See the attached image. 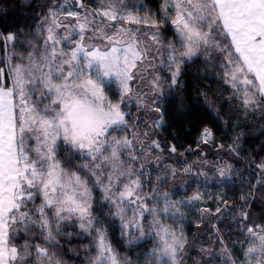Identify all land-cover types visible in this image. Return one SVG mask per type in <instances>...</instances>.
<instances>
[{
  "label": "snow or ice",
  "instance_id": "6c2138e0",
  "mask_svg": "<svg viewBox=\"0 0 264 264\" xmlns=\"http://www.w3.org/2000/svg\"><path fill=\"white\" fill-rule=\"evenodd\" d=\"M157 2L154 10L129 0H92L96 7L48 0L35 34L0 31V264H66L60 238L73 235L91 238L86 264H140L118 246L148 243L146 264H184L189 241L182 209L194 208L206 193L173 199L181 187L175 181L186 178L190 186L201 176L207 182L208 174L185 163L165 167L153 184L165 151L169 158L185 153L181 144L164 148L152 136L171 126L165 102L201 57L204 72L211 65L226 86L221 95L231 89L226 99L239 102L236 113L264 115V0ZM200 97L214 117L192 129L203 168L213 163L202 156L206 149L215 147L217 155L241 149L239 137L227 146L217 142L223 103L205 91L196 104ZM133 106L157 114L146 126L151 132L135 130ZM231 122V116L224 121ZM213 166L220 183L230 179L231 164ZM255 168L252 189L264 188V159ZM219 202L229 208L223 197ZM205 213L214 215L207 207ZM249 216L241 206L242 258L220 239L222 264H264V223L249 224ZM22 234L28 238L21 244Z\"/></svg>",
  "mask_w": 264,
  "mask_h": 264
},
{
  "label": "trees",
  "instance_id": "16d2710c",
  "mask_svg": "<svg viewBox=\"0 0 264 264\" xmlns=\"http://www.w3.org/2000/svg\"><path fill=\"white\" fill-rule=\"evenodd\" d=\"M142 3L146 6H151L156 9L158 5H152L156 3V0H142ZM152 3V4H151ZM48 0H0V31L6 30H23L26 33L35 34L36 23L40 19L41 14H44V10ZM89 7H96L97 5L92 3V0H88ZM3 53H0L2 56ZM206 77V78H202ZM187 83L181 88V90L174 92L170 98L165 102V106L168 109L167 119L171 122V126L167 130H156L157 138L163 141V144L167 146L172 143L181 144L182 147L178 148L179 152H184L183 156L177 157L174 160L172 158L166 160L165 165L168 167H182L185 164V156H194L197 151L195 132L192 130L194 126H199L201 121H209L214 119L213 116L208 115L203 109V97H200L199 104L195 101L201 92L207 91L209 98L219 99L223 103V112L221 114V122L219 124V131H217V142L224 143L225 146L231 144L234 139L239 137L240 151L238 154H229L224 151L222 154L217 155L216 148L213 147L210 151L205 150L202 153L206 154L207 158L213 161H222L233 166V180L231 183L226 184H203L199 183L198 188H208L209 193H213L212 197H208L207 193L203 202H196V206L193 210H199L201 207H207L211 211L215 210L220 204V198L223 197L228 203L237 206L238 209L243 206V210L249 213L256 214L259 220L264 221V188L257 185L256 189H252L253 184H256V180L259 179L257 175L258 170L255 168V163L264 159V115L251 113L247 115L241 111L235 112L238 105V101H228L226 98L230 95V90L227 89L221 95V91L224 87L212 76H209L208 72L205 73L200 63H195L189 66L186 70L185 77ZM220 107V105H217ZM232 117L231 126H227L224 121L229 117ZM179 133L175 140L172 139L174 135ZM226 133V139H222ZM162 144V146H163ZM192 148L193 151L187 152L186 149ZM200 157V156H197ZM179 160V163L176 161ZM252 162V163H250ZM163 165V167H165ZM160 171V170H159ZM153 178V177H152ZM194 183L187 186V195L192 194V188ZM197 188V189H198ZM247 197V201L242 200L241 197ZM196 218L200 219L199 214H196ZM184 230L187 235L189 244L196 243V225L185 224ZM67 231H74L69 228ZM79 232V229H75ZM119 231L117 229L116 236L118 237ZM27 236H22L19 242L22 243ZM60 242L63 253V260L66 264H84V260L88 253L82 251L83 245H89L90 239L85 235H73L71 238L61 237ZM84 243L81 245V243ZM120 245H123V241H120ZM228 246L232 250L235 256L241 254L240 248L233 243L232 239H228ZM193 248V247H192ZM140 252L146 251V247L136 248ZM118 251L131 254V251L127 247L118 246ZM195 249L188 253L190 261L193 260ZM134 257V254L132 253Z\"/></svg>",
  "mask_w": 264,
  "mask_h": 264
},
{
  "label": "rangeland",
  "instance_id": "374dc122",
  "mask_svg": "<svg viewBox=\"0 0 264 264\" xmlns=\"http://www.w3.org/2000/svg\"><path fill=\"white\" fill-rule=\"evenodd\" d=\"M43 1H46V0H43ZM59 2L62 4H66V3H70V0H59ZM129 3L130 4H141L142 0H129ZM152 5H158L157 0H156V3L152 4ZM146 7H148V6H146ZM72 10L76 11L77 9L73 8ZM46 13H47V8H45V10H44V14H46ZM21 39H24V37L22 36ZM197 62L200 63V65H201L203 62V57H201V59L198 60ZM207 67H208L209 76H212L215 79H217L215 77V75L212 73V66L208 65ZM203 70H204V68H203ZM222 86L224 88H226V86H224V85H222ZM229 90H230V94H231V89H229ZM131 111L133 114L132 119L137 120L138 125H139L138 128H136L135 130L140 132V133H143L145 131L151 132L152 131L151 128L146 127V126L152 125V122L156 118L157 114L153 111H149L146 109H142V110L138 111L134 106L132 107ZM256 113L259 115L261 114V112H259V111ZM152 139H158L157 134L153 135ZM149 143H150V141H149ZM138 147H139V145H138ZM162 147L166 148L167 145L163 144ZM158 151L159 150H157V152ZM187 155L188 156H185V158H184V160L186 161L185 163L194 164L196 171H198V172L199 171H205L208 174L207 175V182H205L206 178L201 176V177H199V183H203L205 185L206 184H212V183H215L217 185L222 184V183H220L221 177H219L216 174V169L213 165H215L217 163H226V162L222 161V159H219L218 161H213L212 164L206 165L203 168H201L200 163H199L201 160V157H197L196 152L194 153V156H190L189 154H187ZM202 156H203V154H202ZM171 158H172V156H171ZM167 159H169V153L167 151H165V153L163 155V159L161 161V165L159 167L160 171L158 170V173H154L152 175L153 184H155V182H156L157 174H159L161 176H163L165 174L164 168L168 167L167 165H165V162ZM176 159H177V157L175 156L174 160H176ZM152 160H153V162L150 165V169H153V170L157 169V164L155 163V157H152ZM163 165H165V167H163ZM228 175H229L230 179L225 180L223 184L232 182L233 171L230 172ZM185 179L186 178H180V179H177L175 181V183L177 185H180L181 187H180L179 191L177 192V194L172 197L173 199L178 200V199H186L187 198L185 196V191L187 188V186L185 185ZM171 183L172 182L170 180L169 181V187L171 186ZM193 183H194L193 184L194 187L192 188L193 193H195L196 191H200L202 193H207L208 197L213 196V193H211V192L209 193L208 188L205 187V188L199 189L198 188L199 183H197V182H193ZM163 190L168 191V187H165ZM192 194H190L188 196H191ZM228 205H229L228 209H225L224 205L220 206V208L222 209V211L220 213H216L215 210H213V211L210 210V213H214V215L208 214V213H205L202 215V209L205 207H201L198 211L193 210V208L182 209V211L185 213V217H186L185 220L183 221V225H182L183 228H184L185 224L196 225V232H195L196 233V237H195L196 243H194V245L193 244L188 245V250H187V254L185 256L184 264H204L205 261H210L211 264H222V259L225 258V255L223 253V245H221L219 243L220 239H223L224 245H227V246H228V239L229 238L232 239L233 243H235L241 250V245H240V243H238V241L243 240V235H241V229L239 227L241 208L238 209L237 206H234L231 203H228ZM195 213L199 214L200 219L198 217L196 218ZM149 219H150V217H149ZM177 222L179 223L178 218H177ZM167 223L171 224L172 221L169 220V221H167ZM248 223L249 224H260V223H264V221L259 220L257 218L256 214L251 212L250 216H249ZM197 225H199V227H197ZM184 232H185V230H184ZM185 235H186V233H185ZM22 236H24V235L22 234ZM87 238H89L91 241L90 237H87ZM82 244H84V243L82 242L81 245ZM86 246H88V245H83L81 248L84 253H87L86 252ZM144 246L146 247V251H145V253L143 252V255H141L142 252L136 250V247H133L132 249H130L131 254H126L125 252H121V251H120V253L122 256H128L129 258H131L134 261L139 260L140 264H146L147 252L152 247V244L148 243ZM228 248H229V246H228ZM193 249H195V253H194L195 258H193V260L190 261V258L188 257V253L190 251L192 252ZM202 249L204 251H202ZM132 253L134 254V257L132 256ZM232 254L234 257L242 258V252H241V254H239V256H235L233 252H232ZM86 256H84V257H86ZM84 264H86V259L84 260ZM229 264H231V262H229Z\"/></svg>",
  "mask_w": 264,
  "mask_h": 264
}]
</instances>
